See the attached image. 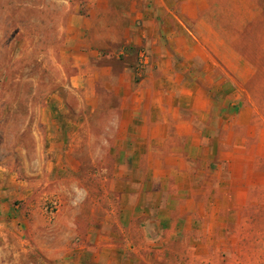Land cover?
<instances>
[{
	"label": "rangeland",
	"instance_id": "obj_1",
	"mask_svg": "<svg viewBox=\"0 0 264 264\" xmlns=\"http://www.w3.org/2000/svg\"><path fill=\"white\" fill-rule=\"evenodd\" d=\"M152 3L137 46L128 1L0 0V264H264V0ZM157 47L208 53L200 140L100 72Z\"/></svg>",
	"mask_w": 264,
	"mask_h": 264
},
{
	"label": "crops",
	"instance_id": "obj_2",
	"mask_svg": "<svg viewBox=\"0 0 264 264\" xmlns=\"http://www.w3.org/2000/svg\"><path fill=\"white\" fill-rule=\"evenodd\" d=\"M89 1L93 9L107 10L112 6L114 0ZM122 1H128L129 10L134 14L131 25L138 20H142L143 22V26L136 29V34L133 35L132 38H130V30H134V27L130 29L127 28L124 37L129 45L141 46L143 39L148 38L146 36V29L153 28L156 24V9H154L152 0ZM173 1L174 0H156V3L164 4V2L172 3ZM139 2L144 3L143 10L138 9L140 8ZM183 36L185 41L191 42V36L194 41H198L190 31ZM153 42L154 44L158 43V38L155 37ZM192 44L197 46L193 41ZM153 55L155 57V68L152 67L142 71V73L146 74L143 76L132 68H125L122 71L116 72L111 69L102 71V68L100 72H107V84H126L130 89L132 88L135 90L134 93H132L135 98L134 102H132V108H136L137 104L141 105L146 101L149 95H152L155 98V102L153 103H156L154 105L161 110L160 112L168 106L169 111H174L178 115L180 124L176 125L175 128L178 135L188 137L191 143L195 138L200 140L196 137L198 134L194 131L191 122L194 120L204 122L213 120L212 115L216 112L214 111L215 102L212 99L210 100L211 93L208 92V89L214 87V84H205L202 81L198 82V80H202L199 76L202 77V74L207 73L209 69L207 51L202 49L201 52H197L193 49H181L176 47L162 50L157 47ZM177 56L184 57L188 60L187 62H189V64L174 62L173 57L176 58ZM191 60H193L194 63H191ZM153 69L156 70L153 72ZM155 72L165 75H155ZM148 84H151V86ZM166 87H169L170 90L167 91L165 89ZM186 112H190L191 116H186ZM186 145H189V142ZM210 149H212V147H209V145L206 146L204 151L202 149H196V155L200 156L204 153V156L208 158V154L211 153Z\"/></svg>",
	"mask_w": 264,
	"mask_h": 264
}]
</instances>
